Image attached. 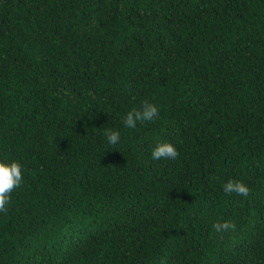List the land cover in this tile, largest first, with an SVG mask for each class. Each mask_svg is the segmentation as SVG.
<instances>
[{"label":"trees","instance_id":"obj_1","mask_svg":"<svg viewBox=\"0 0 264 264\" xmlns=\"http://www.w3.org/2000/svg\"><path fill=\"white\" fill-rule=\"evenodd\" d=\"M0 162V264H264V0H0Z\"/></svg>","mask_w":264,"mask_h":264},{"label":"clouds","instance_id":"obj_2","mask_svg":"<svg viewBox=\"0 0 264 264\" xmlns=\"http://www.w3.org/2000/svg\"><path fill=\"white\" fill-rule=\"evenodd\" d=\"M159 117V109L155 104L144 101L140 109L133 108L129 111L124 120L126 128L135 129L137 123L152 122ZM103 135L107 138L108 144L115 146L120 142L121 136L119 131H114L108 128L103 129ZM179 157V152L176 147L169 143L163 142L157 144L151 152L153 160H176ZM23 169L17 162L6 164L0 162V213L7 212V205L10 202L11 193L22 185ZM223 190L231 195L233 193L247 197L250 195V188L241 181L229 180ZM217 232H226L229 230L235 231V224L231 221L217 223L213 225Z\"/></svg>","mask_w":264,"mask_h":264}]
</instances>
